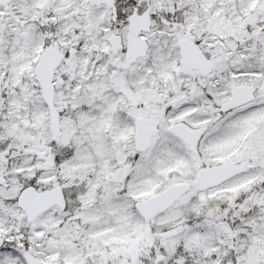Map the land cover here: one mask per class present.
<instances>
[{
    "label": "snow or ice",
    "instance_id": "obj_1",
    "mask_svg": "<svg viewBox=\"0 0 264 264\" xmlns=\"http://www.w3.org/2000/svg\"><path fill=\"white\" fill-rule=\"evenodd\" d=\"M0 264H264V0H0Z\"/></svg>",
    "mask_w": 264,
    "mask_h": 264
}]
</instances>
